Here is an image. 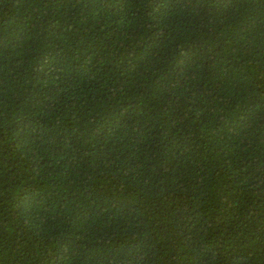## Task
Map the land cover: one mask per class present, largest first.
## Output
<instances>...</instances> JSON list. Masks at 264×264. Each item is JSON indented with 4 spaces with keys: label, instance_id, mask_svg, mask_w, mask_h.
<instances>
[{
    "label": "trees",
    "instance_id": "16d2710c",
    "mask_svg": "<svg viewBox=\"0 0 264 264\" xmlns=\"http://www.w3.org/2000/svg\"><path fill=\"white\" fill-rule=\"evenodd\" d=\"M0 264H264V0H0Z\"/></svg>",
    "mask_w": 264,
    "mask_h": 264
}]
</instances>
